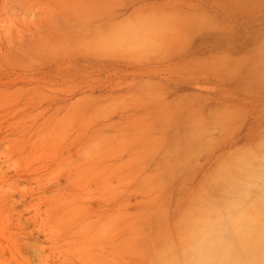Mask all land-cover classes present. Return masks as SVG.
Returning <instances> with one entry per match:
<instances>
[{"label":"rangeland","instance_id":"rangeland-1","mask_svg":"<svg viewBox=\"0 0 264 264\" xmlns=\"http://www.w3.org/2000/svg\"><path fill=\"white\" fill-rule=\"evenodd\" d=\"M53 1L0 0V264H264V0L162 87L66 70Z\"/></svg>","mask_w":264,"mask_h":264},{"label":"bare ground","instance_id":"bare-ground-1","mask_svg":"<svg viewBox=\"0 0 264 264\" xmlns=\"http://www.w3.org/2000/svg\"><path fill=\"white\" fill-rule=\"evenodd\" d=\"M243 4L244 0H56L43 8L46 25L57 30L43 43L44 51L67 64L66 70L119 67L136 80L152 79L159 87L178 85L183 72L208 66L210 56L232 47L227 29L242 24Z\"/></svg>","mask_w":264,"mask_h":264},{"label":"clouds","instance_id":"clouds-1","mask_svg":"<svg viewBox=\"0 0 264 264\" xmlns=\"http://www.w3.org/2000/svg\"><path fill=\"white\" fill-rule=\"evenodd\" d=\"M190 251L194 254H198L205 250L210 244V240L207 235L199 232H194L189 240Z\"/></svg>","mask_w":264,"mask_h":264}]
</instances>
